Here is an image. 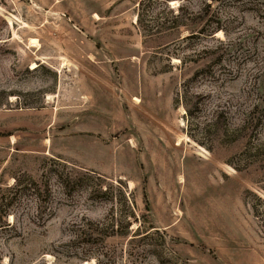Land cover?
I'll return each mask as SVG.
<instances>
[{
    "label": "rangeland",
    "instance_id": "obj_1",
    "mask_svg": "<svg viewBox=\"0 0 264 264\" xmlns=\"http://www.w3.org/2000/svg\"><path fill=\"white\" fill-rule=\"evenodd\" d=\"M0 264H264V0H0Z\"/></svg>",
    "mask_w": 264,
    "mask_h": 264
},
{
    "label": "trees",
    "instance_id": "obj_2",
    "mask_svg": "<svg viewBox=\"0 0 264 264\" xmlns=\"http://www.w3.org/2000/svg\"><path fill=\"white\" fill-rule=\"evenodd\" d=\"M3 217H6V216L2 215V218H3Z\"/></svg>",
    "mask_w": 264,
    "mask_h": 264
},
{
    "label": "bare ground",
    "instance_id": "obj_3",
    "mask_svg": "<svg viewBox=\"0 0 264 264\" xmlns=\"http://www.w3.org/2000/svg\"><path fill=\"white\" fill-rule=\"evenodd\" d=\"M30 42H32L33 43V41H30ZM36 43V42H35ZM32 45V44H31Z\"/></svg>",
    "mask_w": 264,
    "mask_h": 264
}]
</instances>
